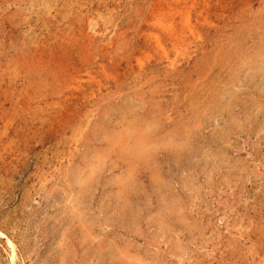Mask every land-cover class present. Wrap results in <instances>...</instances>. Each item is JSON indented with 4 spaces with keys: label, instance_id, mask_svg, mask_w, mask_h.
<instances>
[{
    "label": "rangeland",
    "instance_id": "obj_1",
    "mask_svg": "<svg viewBox=\"0 0 264 264\" xmlns=\"http://www.w3.org/2000/svg\"><path fill=\"white\" fill-rule=\"evenodd\" d=\"M0 231V264H264V0H0Z\"/></svg>",
    "mask_w": 264,
    "mask_h": 264
},
{
    "label": "bare ground",
    "instance_id": "obj_2",
    "mask_svg": "<svg viewBox=\"0 0 264 264\" xmlns=\"http://www.w3.org/2000/svg\"><path fill=\"white\" fill-rule=\"evenodd\" d=\"M5 236V234H3L1 231H0V237H4ZM5 238V237H4ZM7 240H8V243H9V245H11V247H12V249H13V251H14V254H13V258H15V246H14V244H13V242L10 240V239H8V237H7Z\"/></svg>",
    "mask_w": 264,
    "mask_h": 264
}]
</instances>
